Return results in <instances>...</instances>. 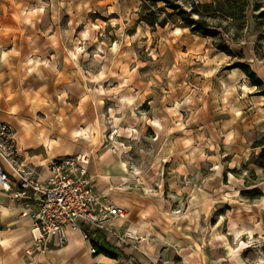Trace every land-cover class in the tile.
Instances as JSON below:
<instances>
[{
  "label": "rangeland",
  "instance_id": "rangeland-1",
  "mask_svg": "<svg viewBox=\"0 0 264 264\" xmlns=\"http://www.w3.org/2000/svg\"><path fill=\"white\" fill-rule=\"evenodd\" d=\"M247 1L236 24L207 20L215 38L182 28L173 33L179 24L172 19L163 28L147 26L139 21L147 13L140 0L67 1L73 15L84 14L83 73L104 69L101 85L89 87L109 95L100 148L106 154L94 172L102 183L127 160L134 178L125 187L142 198L112 188L106 195L124 197L126 206L137 201L130 229L136 224L141 233L153 220L161 233L154 232L152 243L170 251L150 258L137 237L120 233L130 237L121 250L131 247L137 264H264V0ZM221 42L229 55L215 48ZM237 64L248 67L258 86Z\"/></svg>",
  "mask_w": 264,
  "mask_h": 264
},
{
  "label": "crops",
  "instance_id": "crops-1",
  "mask_svg": "<svg viewBox=\"0 0 264 264\" xmlns=\"http://www.w3.org/2000/svg\"><path fill=\"white\" fill-rule=\"evenodd\" d=\"M46 1L50 4L48 9ZM67 1L0 0V118L13 128L24 170L34 177L42 179L52 159L83 154L89 158L88 175L99 194L108 197L106 193L112 188L118 189L122 196L141 199L125 187L134 178L129 177V173L123 175L118 169L100 183V173L94 172L97 160L106 154L100 148L103 147L105 129L103 117L107 113L104 100L109 95L102 97L98 88L89 87L94 81L101 85L99 79L104 69L96 76L83 73L84 63L80 56L84 55V14L81 11L73 15V9H67ZM108 14L115 15V19L121 17L119 13ZM85 17L88 18L86 14ZM87 34L90 37L89 30ZM124 64L120 62L119 71ZM123 68L137 81L131 64ZM115 150L118 152L116 146ZM120 153L122 157L123 150ZM114 156L118 158L115 154L111 157ZM117 161L120 160L114 159L115 167ZM123 161L129 170L127 160ZM14 192L12 180L10 191L0 189V248L5 264H132L131 261L137 264L131 247L121 250L100 243L99 247L112 256L90 255L89 245L77 232L69 229L66 231L67 242L62 247L57 248L52 240H48L43 249L36 250L29 232L30 220L19 216L22 207L13 199ZM123 198L108 197L125 211V217L112 220L110 225L119 233L137 237L139 250L150 258H157L158 251L164 255L169 253L159 243H152L154 232L161 233L153 220L141 233L136 224L135 231L130 229V214L138 202L126 206ZM146 203L153 206L149 200ZM20 242L24 243L23 248L12 249ZM72 242L77 246L72 247Z\"/></svg>",
  "mask_w": 264,
  "mask_h": 264
},
{
  "label": "built area",
  "instance_id": "built-area-1",
  "mask_svg": "<svg viewBox=\"0 0 264 264\" xmlns=\"http://www.w3.org/2000/svg\"><path fill=\"white\" fill-rule=\"evenodd\" d=\"M14 134L0 118V189L10 191L11 180L15 184L13 199L22 207L19 216L30 220L29 232L36 250L43 249L48 240L62 247L68 229L89 245L90 255L96 254L95 245L100 243L119 249L128 245L130 237L110 225L125 211L95 190L88 175L87 156L52 159L46 166L47 174L40 179L24 170Z\"/></svg>",
  "mask_w": 264,
  "mask_h": 264
},
{
  "label": "trees",
  "instance_id": "trees-1",
  "mask_svg": "<svg viewBox=\"0 0 264 264\" xmlns=\"http://www.w3.org/2000/svg\"><path fill=\"white\" fill-rule=\"evenodd\" d=\"M140 3L141 9L147 13L145 19L139 21L144 22L147 26L163 28L168 23L167 19H172L178 22L179 28L188 29L200 37L210 38H215L218 33L211 29L208 19L222 18L236 24L244 18L245 10L248 7L247 0H211L208 3H202L199 0H140ZM159 3L163 4V8L157 9ZM159 13L163 15L160 20L158 19ZM214 44L217 50L229 55L228 48L224 43ZM235 68H239L250 78L253 86H258V79H254L253 73L247 66L237 64ZM95 248L96 253L112 256L99 246L95 245Z\"/></svg>",
  "mask_w": 264,
  "mask_h": 264
},
{
  "label": "bare ground",
  "instance_id": "bare-ground-1",
  "mask_svg": "<svg viewBox=\"0 0 264 264\" xmlns=\"http://www.w3.org/2000/svg\"><path fill=\"white\" fill-rule=\"evenodd\" d=\"M172 32L173 33H180L181 32V29L180 28H174L173 30H172ZM15 135V134H14ZM119 170H121V172H122V174H124V173H127L126 172V167L124 166V164H121V162H119ZM110 201V200H109ZM111 202V201H110ZM112 203V202H111ZM114 204V203H113ZM123 217H125V215L124 216H122V217H115L114 219H112V220H115V219H120V218H123ZM111 220V221H112Z\"/></svg>",
  "mask_w": 264,
  "mask_h": 264
}]
</instances>
